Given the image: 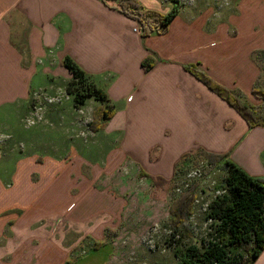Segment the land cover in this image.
Wrapping results in <instances>:
<instances>
[{"label":"crops","instance_id":"1","mask_svg":"<svg viewBox=\"0 0 264 264\" xmlns=\"http://www.w3.org/2000/svg\"><path fill=\"white\" fill-rule=\"evenodd\" d=\"M187 1L179 5L166 34L142 38L134 31L136 21L121 13L116 1L0 0V106L17 100L27 104L33 83L43 93L64 88L71 74L62 62L70 58L116 108L109 123L119 134L121 150L116 164L106 169L113 172L128 160L149 176L169 180L177 162L201 148L228 154L249 175L264 178V128L249 129L234 109L184 69L196 64L218 83L250 94L262 72L254 54L264 51V0H210L206 13L215 3L227 11L213 10L205 18L196 7L203 0ZM143 4L159 11L151 0ZM149 56L155 62L146 72L142 63ZM37 62L41 76L34 69ZM49 71L58 72L64 82L60 85ZM44 76L48 82L40 83ZM89 101L101 106L89 98L84 108ZM156 146L160 156L151 162L148 151ZM9 149H0V264H40L38 258L47 259L48 253L52 260L58 256L57 249L72 255L82 245L77 238L64 249L62 242L71 232L92 236L98 230L103 241L105 230H117L123 212H103L90 220L62 217L61 230L55 227L61 216L52 214L40 227L38 193L27 181L31 169H23L35 161L17 155L4 161L1 153L8 158ZM116 217L121 220L112 225ZM254 264H264V250Z\"/></svg>","mask_w":264,"mask_h":264},{"label":"rangeland","instance_id":"2","mask_svg":"<svg viewBox=\"0 0 264 264\" xmlns=\"http://www.w3.org/2000/svg\"><path fill=\"white\" fill-rule=\"evenodd\" d=\"M145 1L139 2L147 9L143 4ZM151 1L162 14H167L174 4L189 3L187 0ZM208 1L210 0L196 4L199 11L197 14L204 13L203 18L213 10L216 14L227 11L217 8L215 3L214 8L206 13ZM233 11L236 10H231ZM136 23L140 25L139 21ZM194 27L198 28L199 24ZM233 28L239 30L241 26L234 25ZM35 68L41 76L42 64L34 65ZM48 73L55 76L60 85L64 82L58 72ZM43 82H48L45 76L40 78V83ZM260 83L264 86V71ZM32 86L35 90L31 88L27 104L17 100L0 106V149L10 147L8 158L1 153L4 161H14L15 155L27 158V161H35L23 169H31L27 181L30 186L32 184V192L38 193L39 217L40 220L44 219L39 222V226L44 227L45 218L53 215L61 216L60 221L58 219L55 223V227L61 230L64 225L62 217L75 220L81 215L90 220L103 212H123L122 220V216L112 220V225L121 220L117 228L118 235L111 240L107 239L108 245L100 252L87 256L90 246L100 241L103 233L97 230L90 236L86 232H71L69 239L65 238L62 242L64 249L70 247L72 240L77 238L82 246L72 249L74 253L71 255L68 252L66 256L61 249H57L58 256H53L52 260L48 253L47 259L38 258L40 264H66L67 255L69 258H87L82 264H180L175 256L176 251L183 254L191 245L201 248L215 237L214 225L207 219L206 212L214 197L223 191L222 172L219 168L210 169L199 158L192 160L187 163L182 174L178 175L176 187L172 190L153 187L151 180L141 177L142 170L139 171L128 160L112 172L106 168L116 164L114 161L121 150L116 141L119 134L112 132L114 124L109 123L110 121L100 131L91 128L96 122L94 114L99 104L89 101L85 108L82 106L77 109L73 96L67 93L68 85L56 90H46L45 93L36 88L35 83ZM243 93L245 99L255 105L257 100L252 94ZM120 137H123L121 132ZM125 147L126 145L122 147L123 152ZM148 153L151 162L157 161L160 156L158 146ZM147 165L149 166L148 163ZM187 186L197 187V200L191 218L196 232L191 238L176 237L171 242L172 224L169 212L172 198L184 194L188 190ZM26 193L27 191L24 192ZM45 230L53 233L49 226H45ZM149 241H153L154 248H150Z\"/></svg>","mask_w":264,"mask_h":264},{"label":"trees","instance_id":"3","mask_svg":"<svg viewBox=\"0 0 264 264\" xmlns=\"http://www.w3.org/2000/svg\"><path fill=\"white\" fill-rule=\"evenodd\" d=\"M111 1L119 4V11L125 16L139 21L142 38L166 34L179 11L177 4L164 15L157 10L146 9L138 0ZM254 60L262 67L260 78L251 91L252 96L260 102L258 105L247 101L240 89H230L218 83L196 64L186 65L184 69L234 109L249 129L264 128V86L260 83L264 71V51L255 52ZM154 62L153 57L146 58L142 63L144 70L148 72ZM62 64L71 74L67 93L73 96L75 108L84 106L89 98L101 103L94 114L96 122L91 125L93 130L100 131L114 117L115 106L105 91L98 88L72 59L65 58ZM197 158L206 162L210 169L219 168L222 172L223 191L214 197L206 212L207 219L214 225L215 237L201 248L191 245L183 254L176 251V258L180 264H254L264 250V178L252 177L233 163L228 154L210 153L201 148L184 155L177 162L174 175L169 180L161 176H149L143 171L140 175L151 180V185L155 188L172 190L176 187V178L182 174L187 163ZM193 186H189L184 194L172 198L169 212L172 224L171 242L177 235L179 239H186L193 237L196 232L191 220L197 200V187ZM117 235V230H105L106 240L94 242L88 254L100 251L108 245L107 239L111 240ZM82 258L70 257L66 264H76Z\"/></svg>","mask_w":264,"mask_h":264},{"label":"built area","instance_id":"4","mask_svg":"<svg viewBox=\"0 0 264 264\" xmlns=\"http://www.w3.org/2000/svg\"><path fill=\"white\" fill-rule=\"evenodd\" d=\"M139 24H140V23H139ZM134 31L137 32V33H139V34H141V32H142L141 25H137V27L134 28ZM196 173H198V172H196ZM190 176H191V175H189V177H190ZM188 187H189V186H187L186 188H188ZM205 210H206V209H205ZM176 237L179 238V235H177ZM148 244H149L150 248H154L153 241H149Z\"/></svg>","mask_w":264,"mask_h":264}]
</instances>
